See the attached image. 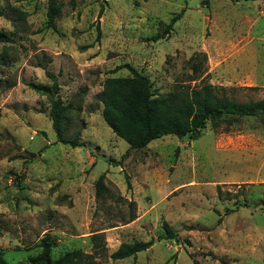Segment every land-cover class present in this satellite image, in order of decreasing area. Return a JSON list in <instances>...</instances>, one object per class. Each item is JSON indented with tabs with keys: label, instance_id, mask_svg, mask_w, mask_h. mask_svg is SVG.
Listing matches in <instances>:
<instances>
[{
	"label": "rangeland",
	"instance_id": "1",
	"mask_svg": "<svg viewBox=\"0 0 264 264\" xmlns=\"http://www.w3.org/2000/svg\"><path fill=\"white\" fill-rule=\"evenodd\" d=\"M58 2L53 30L48 0H0V30L14 38L0 42V257L27 262L47 233L53 258L82 249L97 264H264V115L129 148L98 99L107 77L132 74L126 64L155 95L211 83L240 101L263 98L264 1ZM47 71L74 105L66 135L81 130L79 146L58 141L50 97L29 84L52 85ZM133 241L151 244L112 258Z\"/></svg>",
	"mask_w": 264,
	"mask_h": 264
},
{
	"label": "trees",
	"instance_id": "2",
	"mask_svg": "<svg viewBox=\"0 0 264 264\" xmlns=\"http://www.w3.org/2000/svg\"><path fill=\"white\" fill-rule=\"evenodd\" d=\"M59 0H48L46 27L57 29L55 18L59 13ZM238 1V0H232ZM264 1V0H263ZM5 10L0 8V15ZM177 16L172 19L175 21ZM100 30V29H99ZM153 39H158L154 36ZM10 32L0 30V42H13ZM130 69V76H109L103 82V88L98 96L103 104L102 115L113 132L129 143V148H143L152 140L167 134L178 137H194L211 122L219 125L222 120L231 124L241 116L264 115V97L258 100L240 101L232 97L220 94L211 83H203L200 86L191 87L176 85L171 91L155 95L151 89L149 78L135 67L122 65ZM194 71L198 70L197 63H193ZM120 68V67H119ZM53 79L52 85L30 82L32 88L50 97L51 107L49 115L52 126L58 137V141L70 144L73 147L81 145V130H77L73 137L66 135L67 126L71 121V111L74 108L72 102L64 103L57 95L59 84L53 73L47 71ZM115 165L121 164V160L111 159ZM105 173L99 175L96 182L98 195L104 194ZM219 195L221 188L218 186ZM129 204L134 206L135 201ZM245 205H249L245 203ZM135 213L129 217V221L135 218ZM167 235L172 238L175 231L165 224ZM101 233H93L91 239L98 245ZM150 241L122 242L111 254L114 259H122L135 256L138 252L146 250ZM41 250L36 255L30 256L27 262L20 264H97L93 253H87L82 249H72L64 252L57 258H53L52 251L56 241L50 234H45L39 243ZM1 264H9L0 257Z\"/></svg>",
	"mask_w": 264,
	"mask_h": 264
}]
</instances>
